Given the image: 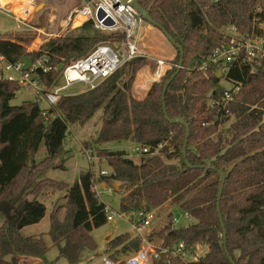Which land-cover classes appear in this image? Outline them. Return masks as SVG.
Returning a JSON list of instances; mask_svg holds the SVG:
<instances>
[{"label": "trees", "instance_id": "trees-1", "mask_svg": "<svg viewBox=\"0 0 264 264\" xmlns=\"http://www.w3.org/2000/svg\"><path fill=\"white\" fill-rule=\"evenodd\" d=\"M137 1L183 48L182 66L168 85L164 102L170 119L180 117L188 124L185 156V127L165 119L161 102L162 87L178 65L166 68L151 82L145 96L137 99L132 95L133 82L146 58H134L95 88L62 95L47 109L30 101L11 105L20 87L0 74V264H43L50 248L45 235L59 257L70 264H78L83 250L96 249L91 232L106 224L107 219L106 204L97 196L92 171L81 173L71 185L42 177V173L50 168L65 169L62 163L70 157L63 156L68 151L64 139L69 127L84 125L99 109L100 127L93 142L97 157L105 160L110 172L98 175V179L120 192L119 211L135 213L167 203L177 205L194 222L173 226V214L169 212L167 223L156 232L160 247L171 249L183 241L192 253L196 244L207 246L202 256L187 263L163 252L150 264H231L222 246L216 205L221 186L218 170L225 174L220 211L228 252L236 264H264V59L255 69L247 63L229 64L221 78L216 77L217 67L211 66L205 72L197 69L201 59L225 41L222 27L234 26L241 34L264 32V0ZM77 30L78 33L50 38L40 48L30 50L31 37H1L0 58L10 64L23 58L31 63L47 58L49 70H35L44 93L58 83L60 64L66 66L87 55L102 40L121 37L120 33H110L102 39L91 33L98 30L92 28L90 20ZM179 57L176 49L175 64H179ZM223 78L232 84L240 83L231 101L222 99ZM120 141L151 149L159 143L163 146L157 154L141 153L136 162L124 150L100 147ZM41 143L46 156L37 161ZM59 156H63L60 163L51 166ZM185 159L193 167H188ZM46 187L66 190L65 214L61 218L59 208L53 206L46 233L23 235V227L45 216L46 205L38 196ZM233 211L247 213L248 220L233 221ZM232 225L243 231L251 229L239 248L230 241ZM108 245L116 253L133 254L140 249L141 240L123 233L111 238ZM17 255L39 260L21 263Z\"/></svg>", "mask_w": 264, "mask_h": 264}, {"label": "rangeland", "instance_id": "rangeland-1", "mask_svg": "<svg viewBox=\"0 0 264 264\" xmlns=\"http://www.w3.org/2000/svg\"><path fill=\"white\" fill-rule=\"evenodd\" d=\"M13 2L19 10H22L23 8V10L28 9L29 12L26 16H24V18H21V20L24 22L21 23L15 20V17L18 15L17 11H9L8 9L4 8L10 14L8 12H0V38L31 37L32 40L29 43V50L40 48V46L50 38L78 33L79 31L77 29L85 22L84 19H82L79 23H75L78 16H72L73 8L76 7L77 4H81L82 0H79V2L77 0H32L29 6H26V0H14ZM71 3V8L68 10L65 9L64 5ZM25 10L23 12H25ZM221 30L229 31V27H222ZM91 33L102 36V39H106V35H108V33L104 31H91ZM135 37L137 39V45L139 49L145 54L149 55L150 57L163 58L167 61V64H165L164 66L169 67L170 65H172V67H175L178 65L173 62L174 58H167L170 55V52L171 54H173V57H175L176 49L155 26L142 20V22L135 30ZM104 41H108V39ZM170 60L173 64H169ZM22 61L25 64H28L29 62L27 58H23ZM123 67H121V69ZM125 68V70H128L129 66H126ZM139 71H142V73L140 74L138 81L140 82L141 80H143L146 75L148 85H150L151 80L155 77V66L152 60L145 59L141 63V67L136 72V74ZM4 76L15 77V73L12 71L4 72ZM59 82L60 78L58 80V83ZM220 84L223 87L227 88L231 87L232 85L231 82H229L228 80H224V78L220 80ZM51 87H49V89ZM80 90L84 91L85 86L81 83H76L72 85L66 92L72 94ZM142 91L144 92L143 89ZM23 101L37 102L39 107L42 109H47L50 106L43 93L37 92L33 88L20 87L16 91L15 96L10 100V104L19 105ZM100 113V109L97 110L95 114L82 126L71 125L69 127V133L64 139V146L68 151L64 153L63 156H67L70 154V157L65 161V163H62L65 166V169H46L42 173V177L47 176L49 178L63 181L68 183V185H71L81 173L86 172L87 170H91L95 176V190L101 202L105 203L106 206H109L112 209L120 212V192H116L115 190L109 192V185L104 181H100L98 179L100 170L103 169L107 172H110V167L107 165L105 160H100L97 157V146L93 142L100 127V121L98 120V116L100 115ZM134 146L135 143L131 141L107 142L100 145V147L107 148L108 150H125L126 152H128L132 159L138 161L139 155L135 154L132 151ZM90 153L93 157L89 160L87 156ZM45 156L46 148L44 144L41 143L35 158L36 160H41ZM61 157L59 156L57 159L53 160L51 166L55 163L59 164V158ZM65 192L66 190L64 189L58 190L52 189L51 187L44 188L41 194H39L38 198L44 201L46 205L45 216L38 223L23 227L21 233L26 236L46 233L49 226V212L51 209H53V206H57L59 208V216L61 218L65 214L64 206L66 205V199L63 198ZM171 211L173 217L178 220L176 222V226L187 225L191 222H194V219L185 220L182 217L183 212L177 205L172 206L167 203L162 207L155 209L156 218L145 235L147 239H150L152 241L154 246H160V237L158 234H156V232H158V230L165 226L168 221L167 215ZM246 214L247 213L233 211L231 219L233 221L244 222L248 220ZM251 216L252 215L248 214V217L253 218ZM133 217V212L125 213L124 215H118L115 216L112 220L107 221V223L103 226L94 229L91 232V236L95 241L96 249L92 251L87 249L83 250L80 253L78 264H102V255H109L111 259L117 258L116 262L118 264H124V260L131 254L116 253L115 249L111 248V246L108 245V241L111 238L123 233H128L131 236H135L131 222V219H133ZM230 228V241L232 245L236 248L241 247L244 243L245 238L251 233V229L249 228L248 231H243L241 230V228H239V226L234 225H232ZM45 239L50 248L45 255L43 264H70L66 258L59 257L58 250L55 246L51 245V241L48 235H45ZM143 246L144 244L141 241L140 249L143 248ZM206 250V245L196 244L194 246L193 252L186 254V258L187 260H193L194 258L202 256L206 252ZM16 259H18V261L21 263H31L34 260H39V258L37 257L27 255H17Z\"/></svg>", "mask_w": 264, "mask_h": 264}, {"label": "built area", "instance_id": "built-area-1", "mask_svg": "<svg viewBox=\"0 0 264 264\" xmlns=\"http://www.w3.org/2000/svg\"><path fill=\"white\" fill-rule=\"evenodd\" d=\"M0 12L7 13L8 11L0 6ZM28 12V9L25 10L24 14L15 17V20L24 23L21 18H24ZM99 13L103 15L102 19L98 18ZM79 15L83 16L84 21L90 20L92 28L95 30L104 31L108 34L120 33L121 37L101 41L87 55L63 66L60 82L43 93L50 105L55 104L62 95L71 94L66 91L72 85L81 83L85 86V90L93 89L124 63L137 57L152 60L155 66L154 80L158 79L166 68H171L172 65L169 67L164 66L167 61L163 58L150 57L139 49L135 30L142 22V18L130 5L122 3L121 0H82V3L72 10V16ZM105 19H109L111 23L105 24ZM227 27H229V31L221 30L224 33L225 41L214 47L201 59L197 65L198 70L205 72L209 67L214 66L221 71L222 75L227 66L235 62L247 63L253 69L256 68V65H261V60L264 59V32L262 34H241L234 26ZM46 62L47 58L43 57L33 63L28 62V64H25L23 61H18L10 64L0 58V74L4 76V72L12 71L15 73V77H4L8 80H14L19 87L33 88L37 92H43L44 88L37 79L35 70L39 68L43 72H47L49 66L46 65ZM169 64H171L170 61ZM262 65L264 68V64ZM239 86L240 83L232 84L228 88L225 87L222 99L225 102L233 100ZM162 146L163 144L159 143L151 149L148 146L136 144L132 151L137 155L141 153L157 154ZM87 157L90 160L93 156L88 154ZM108 173L103 169L99 171V175H107ZM108 191L112 192L113 189L109 187ZM105 214L107 221L112 220L115 216L124 215V213L118 212L109 206H106ZM182 217L185 220L190 219L187 212H183ZM155 218V209L140 210L134 213V217L131 219L133 232L135 236L140 238L144 246L129 255L124 260V264H150L153 258H158L163 252H169L173 257H180L185 263L192 261L186 258V254L191 252L186 250L183 241L168 249L154 246L152 241L146 238L145 235ZM177 221L176 218L172 217L173 226H176ZM101 263L118 264L109 255H102Z\"/></svg>", "mask_w": 264, "mask_h": 264}, {"label": "water", "instance_id": "water-1", "mask_svg": "<svg viewBox=\"0 0 264 264\" xmlns=\"http://www.w3.org/2000/svg\"><path fill=\"white\" fill-rule=\"evenodd\" d=\"M121 2L125 3V4H128L131 7H133L136 10V12L139 14V16L142 18V20H144L147 23H149V24L155 26L156 28H158L161 31V33L164 35V37L171 43V45L174 48H176L179 51V53H180L178 68L176 69L174 75L171 76V78H169L168 80H166V82L164 83V85L162 87V90H161V102H162V111L164 113L165 119L168 122H170V123H179V124H182L185 127L186 134H185V138H184V141H183V147H182V153H183V156H185V149H186L188 133H189L188 124L186 123V121L183 118H180V117H177V118H174V119H170L168 114H167V111H166V108H165V102H164L165 101V93H166V90L168 88V85L170 84V82L172 81L174 76L178 73L179 68L182 66L183 48H182V46L179 43H177L174 40V38L166 31V29L161 24L157 23L149 15V12L137 0H121ZM98 18L102 19L103 15L101 13H99L98 14ZM104 23L105 24H110L111 22H110L109 19H105ZM62 69H63V64H60L58 66V68H57V71H61ZM216 77L217 78H221V71L220 70L217 71ZM185 163H186V165L188 167H193L192 165L189 164V162L186 159H185ZM30 164L31 163L29 161L28 165H30ZM196 167H198V166H196ZM200 167H202V166H200ZM204 167L208 168L209 165H206ZM217 172H218V174L221 177L220 178L221 186H220L219 191H218L216 205H217V212H218V215H219V222H220V226H221V230H222V232H221L222 246H223L224 252H225L229 262L231 264H236L235 261L233 260V258L231 257L230 253L228 252V249H227V245H226V242H227L226 228H225L223 219L221 217V211H220V196H221V192H222V186H223L224 180H225V174L221 170H218ZM213 229H215V228H213ZM36 261H38V260H34L33 262H36ZM33 262H31V263H33Z\"/></svg>", "mask_w": 264, "mask_h": 264}, {"label": "crops", "instance_id": "crops-1", "mask_svg": "<svg viewBox=\"0 0 264 264\" xmlns=\"http://www.w3.org/2000/svg\"><path fill=\"white\" fill-rule=\"evenodd\" d=\"M13 0H0V6L2 7V8H6V9H8L9 11H13V10H18L19 11V9L16 7V5H15V7L13 8V6H11V3L10 2H12ZM78 2H79V0H77ZM78 5H80V3L79 4H77L76 6H78ZM65 6V9H70L71 8V6H72V3L71 4H65L64 5ZM17 11V12H18ZM24 11V10H23ZM22 10H20L18 13H21V14H23L24 12H23ZM17 14V13H16ZM83 19V17L82 16H78L77 17V20L75 21V23H79L81 20ZM168 59H173L174 57H173V54H171V52H170V55L167 57ZM171 61V60H170ZM142 73V71H139L137 74H136V76H135V79H134V82H133V87H132V95L135 97V98H137V99H141V98H143L144 96H145V94H146V92H147V90H148V87L150 86V85H148V82H147V76L145 75V77H144V79L143 80H141L140 82L138 81V79H139V76H140V74ZM154 79H152L151 80V82L153 81ZM151 84V83H150ZM148 86V87H147ZM142 89L144 90V92L142 91ZM85 91V90H84ZM79 92H83V91H78V92H75V93H79ZM142 92V93H141ZM73 94V93H72ZM136 145V144H135ZM125 151V150H124ZM126 152V151H125ZM127 153V155L128 156H130L129 154H128V152H126ZM36 159V158H35ZM135 162H136V160L135 159H133ZM37 161H39V160H37ZM94 188H95V186H94ZM96 191V190H95ZM97 193V192H96ZM97 196H98V194H97ZM99 197V196H98ZM100 199V198H99Z\"/></svg>", "mask_w": 264, "mask_h": 264}, {"label": "bare ground", "instance_id": "bare-ground-1", "mask_svg": "<svg viewBox=\"0 0 264 264\" xmlns=\"http://www.w3.org/2000/svg\"><path fill=\"white\" fill-rule=\"evenodd\" d=\"M14 1V0H13ZM10 2L11 3V6H13V8L15 7V4H14V2ZM31 1L32 0H26V6H29L30 4H31ZM25 10V9H24ZM14 11H18V10H14ZM20 11V10H19ZM18 11V12H19ZM22 11H23V8H22ZM20 15H22L21 13H18V15L16 16V17H19ZM83 17V16H82Z\"/></svg>", "mask_w": 264, "mask_h": 264}]
</instances>
